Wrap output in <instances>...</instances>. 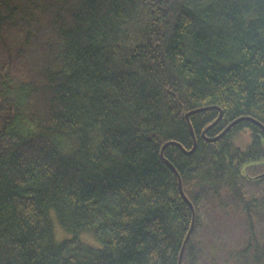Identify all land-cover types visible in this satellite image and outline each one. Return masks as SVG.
<instances>
[{
  "label": "trees",
  "instance_id": "trees-1",
  "mask_svg": "<svg viewBox=\"0 0 264 264\" xmlns=\"http://www.w3.org/2000/svg\"><path fill=\"white\" fill-rule=\"evenodd\" d=\"M240 117L264 0H0V264H264V128L215 138Z\"/></svg>",
  "mask_w": 264,
  "mask_h": 264
},
{
  "label": "rangeland",
  "instance_id": "rangeland-1",
  "mask_svg": "<svg viewBox=\"0 0 264 264\" xmlns=\"http://www.w3.org/2000/svg\"><path fill=\"white\" fill-rule=\"evenodd\" d=\"M250 136H249V133H247V131H243L241 132L237 137L234 138V142L241 146V147H244V146H247L250 142ZM67 233V232H66ZM65 231L63 232L60 227H56L55 228V236L58 240L62 239L64 237V235H66ZM82 239L87 243V244H90V245H94V246H98V243L96 242V240L94 239V237H91L89 235H84L82 237Z\"/></svg>",
  "mask_w": 264,
  "mask_h": 264
},
{
  "label": "water",
  "instance_id": "water-1",
  "mask_svg": "<svg viewBox=\"0 0 264 264\" xmlns=\"http://www.w3.org/2000/svg\"><path fill=\"white\" fill-rule=\"evenodd\" d=\"M201 109H195V110H191V111H189V112H187L186 114H185V117H186V119H188V117H189V115L190 114H192V113H194V112H198V111H200ZM222 114H221V112L219 113V116H218V118L215 120V122L219 119V117L221 116ZM248 119V120H253L254 122H257L262 128H264V126L261 124V123H259L258 121H256V120H254L253 118H251V117H240V118H237L236 120H234L231 124H229L228 126H227V128L223 131V132H221L218 136H216L215 138H217V137H219L221 134H223L232 124H234V123H236L237 121H239V120H242V119ZM215 122H213V123H215ZM194 146H195V142H194ZM194 146H193V148L190 150V151H192L193 149H194ZM189 152V151H188ZM170 166L173 168V166H172V164L170 163ZM181 188V187H180ZM181 193H182V195H183V192L181 191ZM189 234V233H188ZM188 234H187V236H186V238H185V241L187 240V237H188ZM182 253H183V246H182V248H181V251H180V256H179V263L178 264H180V261H181V257H182Z\"/></svg>",
  "mask_w": 264,
  "mask_h": 264
}]
</instances>
